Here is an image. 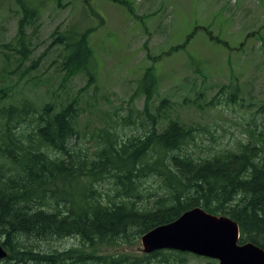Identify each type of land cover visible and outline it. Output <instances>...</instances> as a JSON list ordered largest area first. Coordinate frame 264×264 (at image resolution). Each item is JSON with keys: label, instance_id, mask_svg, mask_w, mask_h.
I'll list each match as a JSON object with an SVG mask.
<instances>
[{"label": "trees", "instance_id": "1", "mask_svg": "<svg viewBox=\"0 0 264 264\" xmlns=\"http://www.w3.org/2000/svg\"><path fill=\"white\" fill-rule=\"evenodd\" d=\"M8 1L19 8L20 18L14 38L0 44L10 52L0 51L4 82L13 75L9 68L15 61L23 65L30 59L46 4ZM93 31L71 24L51 35L49 49H61L59 69L65 79L84 73L93 78L89 70ZM158 83L153 68H147L133 94L145 99L138 112L142 119L122 117L120 131L108 122L96 134L93 151L77 144L76 99L40 107L28 98L0 104V244L8 253L0 264H193L190 257H200L179 251L98 250L138 244L152 229L196 207L236 221L240 244L253 242L264 249V105L256 112L259 118L250 116L244 139L233 146L199 145L201 128L173 119L169 98L151 112ZM13 89L0 88V101L9 99ZM239 91L223 86L220 93L236 102ZM126 127H141L143 132L122 136ZM71 238L80 245L64 249L53 245ZM205 260L199 264H219Z\"/></svg>", "mask_w": 264, "mask_h": 264}, {"label": "rangeland", "instance_id": "2", "mask_svg": "<svg viewBox=\"0 0 264 264\" xmlns=\"http://www.w3.org/2000/svg\"><path fill=\"white\" fill-rule=\"evenodd\" d=\"M42 1L46 4L32 38V55L23 65L15 61L9 68L13 75L5 82L3 53L10 52L0 48V88H14L1 105L24 98L39 107L76 99L77 144L93 151L96 134L108 122L120 131L122 117L132 114L142 119L138 112L145 99L133 94L145 70L153 68L159 83L151 112L169 98L174 103L173 119L201 128L199 145L231 147L244 139L250 116L259 118L256 112L264 105V0H61L60 6L56 0ZM0 3V44H7L16 34L19 8L8 0ZM71 24L94 29L89 66L93 78L84 73L65 79L59 69L61 49H49L54 31L64 32ZM21 75L27 76L20 80ZM223 86L239 88L236 102L220 93ZM131 131L143 128L126 127L121 134ZM53 245L64 249L80 242L71 238ZM98 251L143 254V247L140 240ZM190 258L193 264L206 262Z\"/></svg>", "mask_w": 264, "mask_h": 264}, {"label": "water", "instance_id": "3", "mask_svg": "<svg viewBox=\"0 0 264 264\" xmlns=\"http://www.w3.org/2000/svg\"><path fill=\"white\" fill-rule=\"evenodd\" d=\"M240 240L236 221L196 207L174 222L152 229L141 242L147 254L172 250L216 260L219 264H264V249L253 242L240 244ZM7 256L0 244V260Z\"/></svg>", "mask_w": 264, "mask_h": 264}]
</instances>
